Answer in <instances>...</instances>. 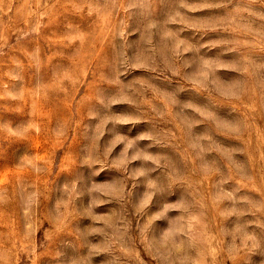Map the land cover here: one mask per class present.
Here are the masks:
<instances>
[{"label":"rangeland","instance_id":"obj_1","mask_svg":"<svg viewBox=\"0 0 264 264\" xmlns=\"http://www.w3.org/2000/svg\"><path fill=\"white\" fill-rule=\"evenodd\" d=\"M0 264H264V0H0Z\"/></svg>","mask_w":264,"mask_h":264}]
</instances>
